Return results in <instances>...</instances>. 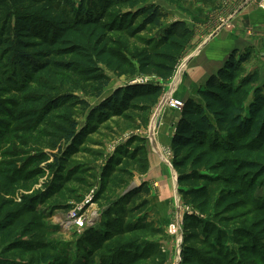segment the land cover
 Wrapping results in <instances>:
<instances>
[{"label": "trees", "instance_id": "1", "mask_svg": "<svg viewBox=\"0 0 264 264\" xmlns=\"http://www.w3.org/2000/svg\"><path fill=\"white\" fill-rule=\"evenodd\" d=\"M164 1L171 5L182 2ZM169 17L170 12L157 0H0V142L21 134L31 136L40 147V152L30 155L20 169L12 161L0 164V182L7 194L31 190L44 174L42 164L51 157L54 162L47 167L54 171V179L46 191L22 195L25 206L36 209L73 180V173L65 175V170L76 149L73 144L82 135L74 111L78 105L88 104L75 92L101 96L110 81L105 71L117 76L138 71L162 81L175 74L193 30L185 21H169ZM130 39L139 43L132 51L138 69L130 53L120 47L127 46ZM250 61V52L240 57L237 51L231 53L200 89V100L185 101L171 143L185 205L203 216L213 214L223 224L230 220L221 215L234 214L246 206L264 180V82L256 86L248 111L237 100L246 86L259 82L258 73L245 68ZM163 90L159 83H128L102 100L98 114L101 118L126 114L138 119L140 127H147ZM141 154L138 150L131 157L136 159ZM112 171L129 174L120 169ZM108 175L111 177L112 172ZM212 184L225 186L216 195ZM139 190L140 195L150 194L149 188ZM138 193L133 191L128 197ZM147 206L144 201L132 209L139 214ZM185 221L182 264H232L220 249L219 226L191 214ZM254 228L264 239L262 227ZM240 232L238 236H242ZM105 241L89 237L86 248L90 256L105 248ZM151 252L149 247L143 255ZM245 253L246 260L258 258L253 248ZM123 258L121 254L118 262L126 264ZM132 259L129 264H134Z\"/></svg>", "mask_w": 264, "mask_h": 264}, {"label": "rangeland", "instance_id": "2", "mask_svg": "<svg viewBox=\"0 0 264 264\" xmlns=\"http://www.w3.org/2000/svg\"><path fill=\"white\" fill-rule=\"evenodd\" d=\"M174 8L177 17L181 12L188 13L186 0H182ZM192 36L175 74L166 81L156 76L142 75L138 71L124 76L105 71L110 81L103 88L101 96H86L81 91L75 92L88 104L78 105L74 111V119L79 122L78 130L82 135L73 144L76 149L72 151L68 169L65 170V175L73 173V180L63 192L44 204H37L34 210L25 206L22 195L48 189L55 177L54 171L47 167V164L54 162L53 157L42 164L44 174L39 176L37 184L29 191L19 189L16 193L7 194L5 185L0 182V263L88 264L90 258L92 262L89 264H113L115 259L116 264H122L121 260L118 262L122 254L126 264L130 263L131 258L134 264H182L185 219L191 214L197 219L208 220L219 226L218 232L222 236L220 249L232 264H239L241 261L243 264H264V239H261L259 230L254 228L260 226V231H264V180L258 183L246 206L234 214L221 215L230 220L229 224L215 220L213 214L203 216L193 206L185 205L179 192L178 174L172 161L171 140L174 126L166 127L165 131L162 129L164 126L157 127L161 120L159 118L168 109H173L161 103L170 96L177 98L181 91L179 86L176 87L174 78L185 75L187 65L183 67L184 63L187 64L189 56L196 55L197 51H193L191 45ZM115 37L119 38L117 35ZM138 44L134 39L128 40L127 46L120 44L123 51L130 53L137 69L138 63L132 51L139 47ZM248 52L249 50L241 53L237 51V56ZM253 62L251 54V61L245 66L247 72H257L252 69ZM258 75L259 82L246 86L237 98L245 111L249 110L253 101L256 86L263 83V76ZM132 82L163 85V95L151 113L148 126L140 127L138 119L121 113L101 118L97 107L102 100L120 86ZM173 111L182 113V110ZM89 124L95 126L90 128ZM151 129L155 131L156 142H152ZM33 140L29 135L14 134L13 138L0 142V164L12 161L18 169L24 167L25 160L30 155L40 152V147ZM67 147L66 145L65 150ZM138 150L143 154L136 159L132 158ZM43 151L57 153L49 149ZM120 157L121 160H118ZM113 169L124 170L129 174L118 173ZM109 172H112L111 177ZM223 186L225 184L210 185L216 195ZM142 187L150 189L149 196L140 195L139 189ZM133 191H138L139 196L128 197ZM10 201L13 202L11 205ZM144 201L148 202L147 209L139 214L135 213L132 207L136 208ZM78 218L87 219L89 224L79 228L75 222L71 223V219ZM142 227L148 229L144 231L141 230ZM121 228H124L123 231ZM240 230L242 236L237 235ZM157 231L159 234H155ZM248 233L251 236L246 239ZM95 236L106 240L103 243L105 248L90 256L89 249L86 248L87 242L89 237L92 239ZM109 236L111 237L108 238ZM219 236L220 234H215L214 237ZM149 247L152 252L148 256L143 255ZM252 248L257 251L258 258L246 260L245 251Z\"/></svg>", "mask_w": 264, "mask_h": 264}, {"label": "crops", "instance_id": "3", "mask_svg": "<svg viewBox=\"0 0 264 264\" xmlns=\"http://www.w3.org/2000/svg\"><path fill=\"white\" fill-rule=\"evenodd\" d=\"M207 1L186 0L188 13L181 12L177 17L174 14L175 5L157 0L170 12L169 21L183 20L193 30L191 45L193 51H197L196 55L189 56L187 64L184 63L183 67L187 65L185 75L174 78L176 87L181 88L177 98L184 101L189 98L200 100V89L205 87L209 77L224 65L234 51H251L254 59L252 69L257 70L264 79V0ZM180 117L181 113L168 109L159 118L161 120L157 127L164 126L163 131L169 126L176 129ZM151 134L152 142H156L153 129Z\"/></svg>", "mask_w": 264, "mask_h": 264}, {"label": "built area", "instance_id": "4", "mask_svg": "<svg viewBox=\"0 0 264 264\" xmlns=\"http://www.w3.org/2000/svg\"><path fill=\"white\" fill-rule=\"evenodd\" d=\"M169 105L173 109L182 110L185 106V101L180 98L176 97H169L165 101L161 103V105ZM77 217V216H75ZM75 222V225L79 226V228L84 227L86 224H89L87 219H71V223L73 224Z\"/></svg>", "mask_w": 264, "mask_h": 264}, {"label": "water", "instance_id": "5", "mask_svg": "<svg viewBox=\"0 0 264 264\" xmlns=\"http://www.w3.org/2000/svg\"><path fill=\"white\" fill-rule=\"evenodd\" d=\"M177 180H178V177H177Z\"/></svg>", "mask_w": 264, "mask_h": 264}, {"label": "bare ground", "instance_id": "6", "mask_svg": "<svg viewBox=\"0 0 264 264\" xmlns=\"http://www.w3.org/2000/svg\"><path fill=\"white\" fill-rule=\"evenodd\" d=\"M171 97V96H170Z\"/></svg>", "mask_w": 264, "mask_h": 264}]
</instances>
